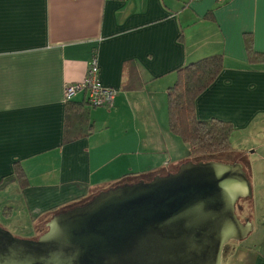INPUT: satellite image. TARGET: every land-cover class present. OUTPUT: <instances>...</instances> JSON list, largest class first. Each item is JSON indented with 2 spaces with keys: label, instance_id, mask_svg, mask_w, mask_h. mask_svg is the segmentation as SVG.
Instances as JSON below:
<instances>
[{
  "label": "crops",
  "instance_id": "1",
  "mask_svg": "<svg viewBox=\"0 0 264 264\" xmlns=\"http://www.w3.org/2000/svg\"><path fill=\"white\" fill-rule=\"evenodd\" d=\"M95 49L114 105L92 107L85 91L67 104L65 85L83 80ZM216 54L224 68L197 99L199 118L262 126L264 0H0V225L34 237L53 210L125 174L190 160L168 90L181 66ZM222 264H264V252L231 246Z\"/></svg>",
  "mask_w": 264,
  "mask_h": 264
},
{
  "label": "water",
  "instance_id": "2",
  "mask_svg": "<svg viewBox=\"0 0 264 264\" xmlns=\"http://www.w3.org/2000/svg\"><path fill=\"white\" fill-rule=\"evenodd\" d=\"M247 197L242 162L188 160L59 210L35 238L0 225V264H222L226 245L253 231L237 213Z\"/></svg>",
  "mask_w": 264,
  "mask_h": 264
},
{
  "label": "trees",
  "instance_id": "3",
  "mask_svg": "<svg viewBox=\"0 0 264 264\" xmlns=\"http://www.w3.org/2000/svg\"><path fill=\"white\" fill-rule=\"evenodd\" d=\"M256 55H258L257 52ZM256 55L254 59L252 58L253 60L257 59ZM223 68V57L220 54L210 55L183 65L177 70V79L168 90L170 129L188 144L190 160H201L203 157L237 150L232 143L236 130L232 122L219 118L203 120L199 118L197 111V99L217 80ZM70 102L71 100L67 101V104ZM15 171L21 186H27L29 182L24 168L17 163ZM133 176H135L134 173L125 174L114 185L133 182L134 180H131ZM139 179H143V176L136 177V180ZM83 201L85 200L76 202L75 205L82 204ZM72 205L57 208L53 210L52 215Z\"/></svg>",
  "mask_w": 264,
  "mask_h": 264
},
{
  "label": "rangeland",
  "instance_id": "4",
  "mask_svg": "<svg viewBox=\"0 0 264 264\" xmlns=\"http://www.w3.org/2000/svg\"><path fill=\"white\" fill-rule=\"evenodd\" d=\"M256 125L258 127H256ZM253 127L249 128L247 131L234 132L232 137V143L237 148V150H232L231 152H225L222 154H217L214 156L203 157L204 161H222V162H242L245 165V169L248 173V176L251 177L252 186H253V197H247L240 199L237 203V206L241 209H238L239 217L245 221L249 217L253 225V231L250 232L248 237L242 240H232L226 245L225 252L223 253V259L227 257L228 250L232 246L234 249L239 245H244L252 249H256L264 252V176L260 178V167L264 166L263 162L259 160L260 156H264V132L261 130L264 128V124H256ZM259 160V161H257ZM200 161V160H194ZM186 162V161H185ZM251 163V164H250ZM148 177H143V179ZM132 181L136 180L131 179ZM140 180V179H139ZM133 181V182H134ZM138 181V180H136ZM131 182V181H130ZM109 188V187H107ZM98 193V192H97ZM97 193H94L97 194ZM89 197L85 201L91 199ZM82 199H76L74 202L70 203L74 206L76 202H80ZM83 201V202H85ZM3 210V209H2ZM2 212V211H0ZM2 215V213H0ZM52 214L46 217L39 223L38 226V235L47 230L45 221L50 219ZM2 226V225H1ZM5 228V227H4ZM9 230V229H8ZM15 236L20 238H35L38 235L25 236L21 233L17 234L14 231L9 230ZM224 263L225 260H224Z\"/></svg>",
  "mask_w": 264,
  "mask_h": 264
},
{
  "label": "built area",
  "instance_id": "5",
  "mask_svg": "<svg viewBox=\"0 0 264 264\" xmlns=\"http://www.w3.org/2000/svg\"><path fill=\"white\" fill-rule=\"evenodd\" d=\"M81 91L87 93V101L92 107L113 106L119 93L117 88L107 86L102 82L98 51L96 49L93 51L83 80L65 85L63 93L65 101L72 100Z\"/></svg>",
  "mask_w": 264,
  "mask_h": 264
},
{
  "label": "flooded vegetation",
  "instance_id": "6",
  "mask_svg": "<svg viewBox=\"0 0 264 264\" xmlns=\"http://www.w3.org/2000/svg\"><path fill=\"white\" fill-rule=\"evenodd\" d=\"M238 209H241V208H239V207L237 206V210H238ZM237 213H238V212H237Z\"/></svg>",
  "mask_w": 264,
  "mask_h": 264
}]
</instances>
